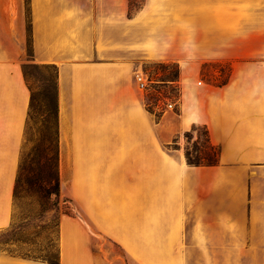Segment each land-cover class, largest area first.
Returning <instances> with one entry per match:
<instances>
[{
  "label": "crops",
  "instance_id": "crops-1",
  "mask_svg": "<svg viewBox=\"0 0 264 264\" xmlns=\"http://www.w3.org/2000/svg\"><path fill=\"white\" fill-rule=\"evenodd\" d=\"M218 4L0 0V231L24 143L29 36L32 62L57 68L59 194L75 208L58 222L59 264H107L96 234L134 264H242L264 249V15L243 25L235 11L233 23ZM225 61V85L200 78ZM155 62L178 64V130L205 126L218 165L167 149L134 81ZM0 264L49 263L0 252Z\"/></svg>",
  "mask_w": 264,
  "mask_h": 264
},
{
  "label": "rangeland",
  "instance_id": "rangeland-1",
  "mask_svg": "<svg viewBox=\"0 0 264 264\" xmlns=\"http://www.w3.org/2000/svg\"><path fill=\"white\" fill-rule=\"evenodd\" d=\"M209 1V0H200ZM219 1L227 12L225 19L235 22V11H241L243 25H247L250 20L252 11L256 14L264 15V0H211ZM130 12L136 10L144 0H128ZM208 5V4H207ZM211 8H215L212 4ZM209 8V7H207ZM202 10L196 7V11ZM260 17V16H259ZM262 23V22H260ZM264 25V24H263ZM260 60V59H255ZM23 64H32L26 57ZM38 65L36 68L29 67L27 69L29 84L38 97L41 95V82L49 81L53 85L55 74L53 68H44ZM139 72H142L149 83L148 89L144 93V104L146 109L152 114L155 123L162 124L163 139L169 138L171 151L181 150L184 154L187 149L192 156L203 154L202 147L205 146L202 125H193L195 131L191 132V138L185 137V132H179L178 120L179 109L177 102L180 98L179 76L180 69L178 64L167 62L143 63ZM231 73V63L225 62H205L200 66V78L210 84H219L225 80H229ZM168 104H174L169 109ZM34 124L26 134L25 153L35 144V140L41 137L44 139L43 146L47 149L49 162L52 163L42 167L40 178L42 181V191L34 193L29 185L25 183V172L21 176V182L17 189V196L13 201V221L19 226L17 234L12 236L10 227L0 231V252L10 255L22 256L32 259L54 258L58 249V228L59 219L64 213L72 215L75 208L71 200L60 197L59 200L53 196L49 197L51 185L47 184L53 175V154L57 149V139L55 135V121L52 117L50 127L45 123L46 117L40 116L38 111L34 112ZM50 115H54L51 110ZM42 121V123H41ZM49 127V129H48ZM45 137H44V136ZM48 137V140H47ZM174 137L172 140L171 138ZM195 142H198L195 150ZM177 148V149H173ZM220 152V151H219ZM29 160L26 161L28 163ZM220 162V157H219ZM218 162V164H219ZM206 167V166H200ZM212 167V166H211ZM26 215H30V219L25 221ZM19 239L21 242H14ZM94 251H96L107 264H134L126 255L123 249L116 244L106 241L100 235L94 236ZM113 261V262H112ZM239 264V263H238ZM242 264H264V249H257L256 253L251 256L250 262Z\"/></svg>",
  "mask_w": 264,
  "mask_h": 264
},
{
  "label": "trees",
  "instance_id": "trees-1",
  "mask_svg": "<svg viewBox=\"0 0 264 264\" xmlns=\"http://www.w3.org/2000/svg\"><path fill=\"white\" fill-rule=\"evenodd\" d=\"M33 54H32V48H31V40L30 37L28 36L27 39V58L29 59L30 63L32 64H22V72L24 79L26 81L28 90L30 92V101H29V107H28V113H27V120H26V125L24 129V143L21 151V157H20V164H19V170L18 174L15 180L14 188H13V201L17 196V189L20 185L21 182V176L27 172L25 179V183L29 185L34 193H39L43 189L42 187V181L40 178V172L43 166L49 165V163H52V159L49 162V159L47 158L48 152L47 149L43 146V141L44 139L41 137L37 138L35 140V144L31 146V148L28 150V152L25 153L24 148H25V142H26V134L28 130L30 129L31 124H34V115H32L34 112L38 111L40 113V116H45L46 120L45 123H47L50 127V120L53 117L55 121V135L57 139V149H55V152L53 154V175L52 177L46 181L47 184L51 185V191L49 192V197L53 196L56 201L60 199V194H59V179H58V129H57V68L55 66H50V65H42L41 67L44 68H53L54 74H55V80L53 85L50 84L49 81L46 80V82H41V95L38 97L34 94L33 89L31 88L29 84V79H28V73L27 69L29 67L36 68L38 67L37 64L33 63ZM228 82V80H225L222 83L219 84H213L215 86H223ZM51 110H53L54 115H50ZM42 123V121H41ZM48 127V129H49ZM195 126L191 128L190 131L185 132V137L186 138H191V132L195 131ZM203 129V136H204V141H205V146L202 147L203 149V154L202 156L200 155H195L192 156L189 151L186 149L184 152V157L187 165L189 166H194V167H200V166H206V167H211V166H216L218 165L219 162V157H220V152L218 147L214 146L210 142L208 130L205 126H202ZM44 136V135H43ZM45 137V136H44ZM48 140V137H47ZM198 142H195V150L197 149ZM167 149L170 150V147H167ZM177 149V148H173ZM28 163H26V161ZM64 215H68L67 213H64ZM31 217L30 215H26L24 220L27 221ZM13 216H12V221L10 224V230L12 233V236L15 237V235L18 232L19 226L15 225L13 221ZM58 228V224H57ZM14 242H21L19 239L13 240ZM32 259V258H31ZM33 260H40L47 262L49 264H59L58 263V249H57V255L54 258H44V259H33Z\"/></svg>",
  "mask_w": 264,
  "mask_h": 264
},
{
  "label": "built area",
  "instance_id": "built-area-1",
  "mask_svg": "<svg viewBox=\"0 0 264 264\" xmlns=\"http://www.w3.org/2000/svg\"><path fill=\"white\" fill-rule=\"evenodd\" d=\"M134 81L137 85V89L141 92H146L147 89L149 88L148 85L149 83L147 82L144 74L142 72H138L134 75ZM174 104H168V108L172 109Z\"/></svg>",
  "mask_w": 264,
  "mask_h": 264
}]
</instances>
